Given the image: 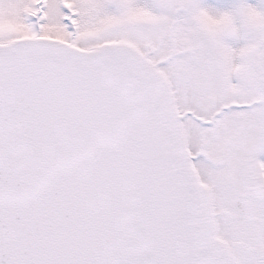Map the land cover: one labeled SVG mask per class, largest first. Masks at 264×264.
<instances>
[{
  "label": "snow or ice",
  "instance_id": "snow-or-ice-1",
  "mask_svg": "<svg viewBox=\"0 0 264 264\" xmlns=\"http://www.w3.org/2000/svg\"><path fill=\"white\" fill-rule=\"evenodd\" d=\"M0 264H264V0H0Z\"/></svg>",
  "mask_w": 264,
  "mask_h": 264
}]
</instances>
